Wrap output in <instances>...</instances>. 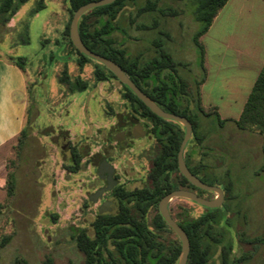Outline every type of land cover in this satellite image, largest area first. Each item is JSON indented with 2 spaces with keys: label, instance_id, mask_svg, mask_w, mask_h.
<instances>
[{
  "label": "rangeland",
  "instance_id": "374dc122",
  "mask_svg": "<svg viewBox=\"0 0 264 264\" xmlns=\"http://www.w3.org/2000/svg\"><path fill=\"white\" fill-rule=\"evenodd\" d=\"M160 2L180 10L178 15L167 17L169 39L159 36L157 29H137V18L130 25L127 19L122 24L129 34L124 45L130 52L143 54L147 61L157 57L153 41L161 37V49L175 65V72L167 69L172 73L173 87L188 85L194 91L200 71L191 35L198 23L188 0ZM66 7L67 0H26L7 24L0 23V54L25 58L31 108L28 136L20 155H16L15 142L0 151L1 158L13 162L10 171L15 179L12 197L7 198L0 187V264H12L16 255L23 256L28 264L82 263L74 236L81 229L91 232L95 210L87 200L93 188V169L87 158L96 154L92 162L97 161L102 139L114 126L126 122L120 82L113 78L95 81L97 61H86L79 67L75 57L67 55L73 51L63 35ZM131 14L132 9L126 8L125 17ZM116 36L122 38L119 33ZM69 79L86 81L89 87L72 93L66 85ZM151 81L155 84L153 78ZM198 119L201 126L197 133L207 134L206 146L189 142L186 151L193 152L192 159L204 165L198 169V178L228 189L227 198L215 209L220 214L218 225L231 245V257L242 258L237 264H264L262 138L255 131L236 130L230 121L218 124L212 116ZM134 147L124 153L125 157L116 155L119 161L128 159L125 172L130 190L144 185L142 179L157 152L150 135L135 139ZM200 147L206 148V156L198 154ZM74 151L88 155L81 158L77 172H70ZM200 196L212 199L215 193L205 191ZM168 208L173 216L184 208H192L196 215L210 209L183 198L170 200ZM154 214L150 211L149 218ZM165 236L178 238L168 230ZM220 250L221 245L212 255V264H221Z\"/></svg>",
  "mask_w": 264,
  "mask_h": 264
},
{
  "label": "trees",
  "instance_id": "16d2710c",
  "mask_svg": "<svg viewBox=\"0 0 264 264\" xmlns=\"http://www.w3.org/2000/svg\"><path fill=\"white\" fill-rule=\"evenodd\" d=\"M26 0H0V23L7 24L11 17ZM95 0H67V21L63 35L72 48L71 53L79 67L86 61L93 60L72 45L69 39V23L74 11L81 5ZM227 0H188L192 9V17L198 23L191 35V43L200 71L195 90L185 85L176 89L170 80L175 66L167 53L161 49V37L169 39L167 17L176 16L180 10L164 6L160 0H114L113 2L91 8L84 12L77 24V31L84 45L94 53L116 62L125 74L166 112L184 116L192 126L183 159L192 174L197 176L199 168L204 167L201 161L192 159L193 152L186 151L189 142L206 146L207 134H198L200 124L198 117L212 116L218 124L230 121L234 128L241 132H257L262 138L261 153L264 169V66L258 72L253 86L247 96L238 119H220L216 109L202 106L199 85L204 81V49L200 37L208 30L213 18ZM126 8L133 14L125 17ZM133 15V16H132ZM137 21V29L147 31L157 29L159 36L153 41L158 48L157 57L144 61L143 54L130 52L124 43L129 34L122 28L128 19V25ZM136 19V20H137ZM119 33L122 38L116 36ZM11 63L24 70V57L8 56ZM93 69L95 81H105L116 77L101 63ZM174 71V70H173ZM175 72V71H174ZM151 78L155 81L152 84ZM117 80V79H116ZM64 83L65 80H61ZM121 84V83H120ZM70 92L83 91L89 87L86 81L70 80L66 82ZM121 96L125 101V119L142 122L146 133L154 138L157 148L151 166L145 174V183L140 188L124 190L116 188L113 192L118 198V209L114 213L98 214L91 222V232L79 230L74 236L77 249L82 253L81 264H176L180 254L179 239L165 236V231L173 232L158 212V202L166 193L176 189L193 190L200 196L205 190L191 185L178 171L177 151L184 135V128L177 122L156 116L141 102L125 85L121 84ZM179 90V91H178ZM29 91V86L27 87ZM27 107V116L30 113ZM28 136L26 123L15 139L16 155ZM199 155L206 156V148L200 147ZM70 172L78 170L82 155L72 153ZM13 162L6 161L5 196L10 198L14 192V174L10 171ZM202 182L207 183L199 178ZM224 199L228 189H221ZM155 214L149 218V212ZM217 209L195 214L192 208H184L174 218L185 231L189 240V253L186 264H212V255L217 246L221 245V264H237L242 258L231 257V245L225 240V231L218 225L220 214ZM2 245V244H1ZM12 264H28L27 260L16 255ZM44 264H50L46 261Z\"/></svg>",
  "mask_w": 264,
  "mask_h": 264
},
{
  "label": "crops",
  "instance_id": "0c3cea01",
  "mask_svg": "<svg viewBox=\"0 0 264 264\" xmlns=\"http://www.w3.org/2000/svg\"><path fill=\"white\" fill-rule=\"evenodd\" d=\"M206 74L200 101L220 119H238L259 70L264 66V0H227L200 37ZM28 96L24 70L0 54V151L24 127ZM6 159L0 157L5 189Z\"/></svg>",
  "mask_w": 264,
  "mask_h": 264
},
{
  "label": "water",
  "instance_id": "95a60500",
  "mask_svg": "<svg viewBox=\"0 0 264 264\" xmlns=\"http://www.w3.org/2000/svg\"><path fill=\"white\" fill-rule=\"evenodd\" d=\"M113 1L114 0H95V1L87 2L86 4L79 6L74 11L70 19L69 39L72 45L75 47V49L78 52L101 63L105 68H107L116 77V79L121 84L127 86L135 94V96L141 102H143V104L147 108H149V110L152 113H154L156 116L160 118L177 122L184 128V135H183V138L180 142V145L177 151L178 171L194 187L215 193L214 198L205 199V198H202L201 196H198L197 194H195L194 192L190 190L176 189V190H172L166 193L164 196L160 198L158 202L159 214L164 219V221L167 223V225L172 229V231L176 234L180 242V254H179L176 264H186L188 253H189V240H188V237L185 231L182 229V227L178 225L170 216L169 211H168V203L170 202V200L174 198H183V199L192 201L204 207L217 208L221 205L223 201V198H224L223 192L221 188L217 186L208 185L202 182L197 176H195L194 174L190 172V170L187 168L184 162V159H183L184 147L187 141L189 140L191 136V132H192V126L189 120L185 118L184 116L166 112L163 109H161L150 97H148L140 88H138L134 84V82L125 74V72L116 62L89 50L84 45L82 40L80 39L78 31H77V24H78V20L80 16L91 8L103 6ZM137 128H140V125L137 126ZM102 192H103L102 189L97 190L95 193V196L101 195Z\"/></svg>",
  "mask_w": 264,
  "mask_h": 264
},
{
  "label": "flooded vegetation",
  "instance_id": "af4514ba",
  "mask_svg": "<svg viewBox=\"0 0 264 264\" xmlns=\"http://www.w3.org/2000/svg\"><path fill=\"white\" fill-rule=\"evenodd\" d=\"M139 125L140 128H137ZM147 135L142 122L126 120L123 124L114 126L110 135L102 139L99 147L100 157L97 161L92 162V157L96 154L88 156L87 162L90 168L93 169V180L91 182L93 188L89 190L87 195L89 204L95 206L92 221L98 214L114 213L117 211L119 200L113 192L116 188L130 190L128 188L130 179L125 172L126 167H128V159L119 161L116 155L124 154L127 150L132 151L135 148L134 140L146 137ZM81 155L82 158H85L88 154ZM125 156L126 154H124ZM145 180L144 177L142 181L145 182ZM90 186L91 184L87 182L86 188ZM99 189L103 190L102 194L95 196L96 191ZM190 191L197 194L193 190ZM168 211L172 219L178 224L177 219L170 213L169 208Z\"/></svg>",
  "mask_w": 264,
  "mask_h": 264
}]
</instances>
